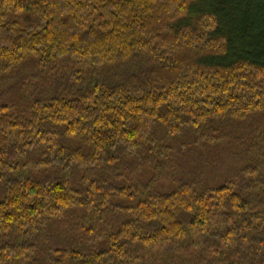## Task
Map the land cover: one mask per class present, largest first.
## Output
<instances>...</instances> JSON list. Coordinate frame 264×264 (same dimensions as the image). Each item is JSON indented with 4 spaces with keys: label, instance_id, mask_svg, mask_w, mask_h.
I'll list each match as a JSON object with an SVG mask.
<instances>
[{
    "label": "trees",
    "instance_id": "16d2710c",
    "mask_svg": "<svg viewBox=\"0 0 264 264\" xmlns=\"http://www.w3.org/2000/svg\"><path fill=\"white\" fill-rule=\"evenodd\" d=\"M0 264H264V0H0Z\"/></svg>",
    "mask_w": 264,
    "mask_h": 264
},
{
    "label": "rangeland",
    "instance_id": "374dc122",
    "mask_svg": "<svg viewBox=\"0 0 264 264\" xmlns=\"http://www.w3.org/2000/svg\"><path fill=\"white\" fill-rule=\"evenodd\" d=\"M164 185L167 186V188H171L172 187V182L164 181Z\"/></svg>",
    "mask_w": 264,
    "mask_h": 264
}]
</instances>
